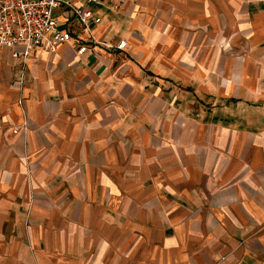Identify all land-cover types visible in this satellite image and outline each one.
I'll use <instances>...</instances> for the list:
<instances>
[{
  "label": "crops",
  "instance_id": "1",
  "mask_svg": "<svg viewBox=\"0 0 264 264\" xmlns=\"http://www.w3.org/2000/svg\"><path fill=\"white\" fill-rule=\"evenodd\" d=\"M117 1L0 49V264H264V0Z\"/></svg>",
  "mask_w": 264,
  "mask_h": 264
},
{
  "label": "built area",
  "instance_id": "2",
  "mask_svg": "<svg viewBox=\"0 0 264 264\" xmlns=\"http://www.w3.org/2000/svg\"><path fill=\"white\" fill-rule=\"evenodd\" d=\"M96 3L98 0H0V49L8 50L21 67L39 48L53 53L68 42L76 54L83 53L85 45L93 41L88 37L80 45L79 36L89 33L90 23L99 22L85 7ZM122 3L118 0L112 9ZM124 45L119 41L114 48L122 50Z\"/></svg>",
  "mask_w": 264,
  "mask_h": 264
}]
</instances>
